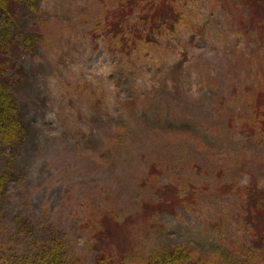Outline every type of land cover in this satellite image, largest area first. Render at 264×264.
<instances>
[{"label":"rangeland","instance_id":"374dc122","mask_svg":"<svg viewBox=\"0 0 264 264\" xmlns=\"http://www.w3.org/2000/svg\"><path fill=\"white\" fill-rule=\"evenodd\" d=\"M33 3L19 23L39 42L0 53L30 124L0 264L52 237L64 264H150L166 246L264 264V0Z\"/></svg>","mask_w":264,"mask_h":264},{"label":"trees","instance_id":"16d2710c","mask_svg":"<svg viewBox=\"0 0 264 264\" xmlns=\"http://www.w3.org/2000/svg\"><path fill=\"white\" fill-rule=\"evenodd\" d=\"M34 0H0V53L9 52L10 47L24 44L32 47L39 42L40 35L35 33H24L20 24L19 9L26 7L32 12L35 11ZM167 12H162L157 17L152 16V20L143 23L146 25V32L154 31L156 34L163 28L169 20ZM121 29L116 34L120 35L119 42L122 49H127L133 42L134 35L126 30L122 24L117 25ZM117 32V31H116ZM137 39V38H136ZM128 40V41H127ZM1 59L0 63V199H4L8 191L10 180L15 175L17 149L30 138V124L22 114L17 103V97L12 89L16 80L12 76L13 71ZM264 205V202H263ZM185 246L177 250L163 247L152 254L149 259L150 264H197L196 262L183 256L182 251ZM63 245L58 237L46 238L39 242L35 253L31 257H24L23 264H64ZM221 257L215 264H248L250 259H241L228 253L219 254ZM186 257V258H185ZM71 264H81L72 259ZM104 264V263H103Z\"/></svg>","mask_w":264,"mask_h":264}]
</instances>
